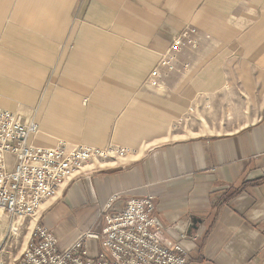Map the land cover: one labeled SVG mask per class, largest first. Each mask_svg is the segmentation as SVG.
Here are the masks:
<instances>
[{
	"label": "rangeland",
	"instance_id": "rangeland-1",
	"mask_svg": "<svg viewBox=\"0 0 264 264\" xmlns=\"http://www.w3.org/2000/svg\"><path fill=\"white\" fill-rule=\"evenodd\" d=\"M15 2L0 27V105L33 116L47 145L113 144L125 153L94 163L117 165L163 141L237 130L260 110L264 0ZM37 220L0 212V264L16 263ZM101 227L99 215L90 231Z\"/></svg>",
	"mask_w": 264,
	"mask_h": 264
},
{
	"label": "crops",
	"instance_id": "crops-1",
	"mask_svg": "<svg viewBox=\"0 0 264 264\" xmlns=\"http://www.w3.org/2000/svg\"><path fill=\"white\" fill-rule=\"evenodd\" d=\"M18 4L0 0V27ZM35 141L54 146L38 135ZM102 164L92 163L56 203L40 208L37 223L60 249L93 229L108 198L121 193L119 207L131 197H154L161 243H181L189 264H264V100L255 120L237 130L163 141L138 158ZM90 247L101 250L99 241Z\"/></svg>",
	"mask_w": 264,
	"mask_h": 264
},
{
	"label": "built area",
	"instance_id": "built-area-1",
	"mask_svg": "<svg viewBox=\"0 0 264 264\" xmlns=\"http://www.w3.org/2000/svg\"><path fill=\"white\" fill-rule=\"evenodd\" d=\"M174 55L167 50L160 64L171 67ZM160 81L158 66L151 70L149 84L160 87ZM38 133L34 118L0 107V212L12 219L37 216L43 203L55 199L96 160L125 153L113 144L39 145L35 141ZM121 198V193L108 198L100 213L99 231H87L66 249H60L57 238L36 224L15 264H189L188 251L181 243H161L163 229L154 213L153 196L131 197L119 207L116 203ZM91 241L101 244L96 254L91 252Z\"/></svg>",
	"mask_w": 264,
	"mask_h": 264
}]
</instances>
